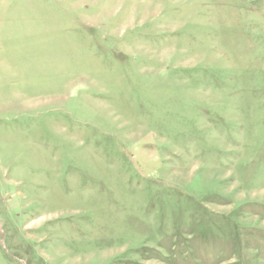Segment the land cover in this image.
Masks as SVG:
<instances>
[{"label": "rangeland", "instance_id": "rangeland-1", "mask_svg": "<svg viewBox=\"0 0 264 264\" xmlns=\"http://www.w3.org/2000/svg\"><path fill=\"white\" fill-rule=\"evenodd\" d=\"M0 264H264V0H0Z\"/></svg>", "mask_w": 264, "mask_h": 264}]
</instances>
